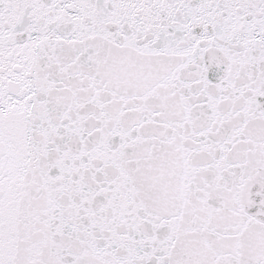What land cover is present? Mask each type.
I'll return each mask as SVG.
<instances>
[{"label":"snow or ice","instance_id":"6c2138e0","mask_svg":"<svg viewBox=\"0 0 264 264\" xmlns=\"http://www.w3.org/2000/svg\"><path fill=\"white\" fill-rule=\"evenodd\" d=\"M0 264H264V0H0Z\"/></svg>","mask_w":264,"mask_h":264}]
</instances>
